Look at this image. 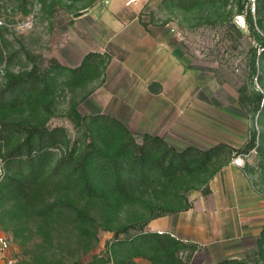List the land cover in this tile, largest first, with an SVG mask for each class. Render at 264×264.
<instances>
[{
    "label": "rangeland",
    "instance_id": "rangeland-1",
    "mask_svg": "<svg viewBox=\"0 0 264 264\" xmlns=\"http://www.w3.org/2000/svg\"><path fill=\"white\" fill-rule=\"evenodd\" d=\"M223 2L0 0V123L63 128L70 144L83 145L93 138L89 118L101 113L137 142L150 134L179 151L234 149L209 182V173L179 181L192 209L152 219V209L175 201L152 189L126 200L93 198L49 170L26 177L27 197L4 196L8 179L23 171L7 153L24 136L1 125L0 222L12 264H166L164 250L137 236L154 233V220L176 232L180 217L191 239L175 235L184 244L173 251L186 264H264V0ZM129 22L176 59L167 83L181 85L178 92L147 87L131 41L136 33L121 41ZM92 52L100 55L78 76L55 65L78 69ZM32 69L45 77V94L18 93L19 86L2 94ZM59 157L54 150L48 165Z\"/></svg>",
    "mask_w": 264,
    "mask_h": 264
},
{
    "label": "trees",
    "instance_id": "trees-1",
    "mask_svg": "<svg viewBox=\"0 0 264 264\" xmlns=\"http://www.w3.org/2000/svg\"><path fill=\"white\" fill-rule=\"evenodd\" d=\"M206 1L213 4L224 3L223 0ZM261 48L260 56L264 59V44ZM99 55V53H89L80 67L74 70L55 65L62 70L70 71L72 77H75L83 72L82 68L86 67L90 59ZM45 84V77L39 76L36 70L32 69L16 76L2 90V94H12L19 86L18 93L25 91L43 95L46 93ZM260 102L261 97L258 96L255 112L259 110ZM74 114L79 120H86L75 110ZM88 121L93 126V138H89V141H85L83 145L81 142L70 144L63 128L50 129L45 125L0 123V126H7L11 131H19L24 136L23 140L11 147L7 153L6 158H11L13 163L20 164L23 171L17 172L16 176L8 179L4 196L27 197V186L24 184L26 177L36 178L42 172L49 170L54 176L72 181L82 194L93 198L113 194L117 198L126 200L148 189H152V192L158 190L164 196L171 197L175 204L171 207L156 206L152 209L154 213L152 219H155L168 213H175L176 210H189L191 203L183 193L189 188L179 187V181L190 176L209 173V182L222 167L226 166L234 152L233 148L225 144H218L205 150L187 147L179 151L160 136L150 134H143L141 141L137 142L122 122L106 114H96ZM54 150L60 151V157L53 164L48 165ZM6 158L4 156V159ZM208 193L209 188L203 194ZM23 194L25 195L21 196ZM137 240L144 245H155L164 250L166 264H186L173 251L174 248L183 245V241L168 233H141L137 236ZM217 264L248 263L229 259Z\"/></svg>",
    "mask_w": 264,
    "mask_h": 264
},
{
    "label": "crops",
    "instance_id": "crops-1",
    "mask_svg": "<svg viewBox=\"0 0 264 264\" xmlns=\"http://www.w3.org/2000/svg\"><path fill=\"white\" fill-rule=\"evenodd\" d=\"M121 27H123V30L120 33L121 41H124L125 38L130 36L131 32L134 31V33H136V37L133 36L134 38L131 41H133L132 44L134 43L136 45L134 47L136 48L135 50H137L138 53V74L141 77L147 76L149 78L147 81V87L149 88V86L155 84V86H157L158 89L161 88V91H163L164 93L170 92L171 90H174V92H178L179 88H181V85L176 83H167V80L172 77V74L174 72L175 74L177 73L176 59L170 53H168L158 41H155L149 35L143 34L141 30H138L136 23L129 22L124 26L121 25ZM152 60L153 62H151ZM150 83L151 85H149ZM150 96L152 97L151 94ZM146 116L148 117L149 115L146 114ZM180 219H182V221H179L178 225L175 227L176 232L173 233L165 229L164 227H160L158 224L159 222L155 220L149 223L148 228L153 232L168 233L173 237L177 235L178 237H184V239H191V231L187 232L182 228V225H185L184 221H186L187 218L180 217ZM191 225H189V229H191Z\"/></svg>",
    "mask_w": 264,
    "mask_h": 264
},
{
    "label": "built area",
    "instance_id": "built-area-1",
    "mask_svg": "<svg viewBox=\"0 0 264 264\" xmlns=\"http://www.w3.org/2000/svg\"><path fill=\"white\" fill-rule=\"evenodd\" d=\"M1 168V163H0ZM10 244L7 236L5 235L3 229L0 225V264H12V260L8 257V251Z\"/></svg>",
    "mask_w": 264,
    "mask_h": 264
}]
</instances>
